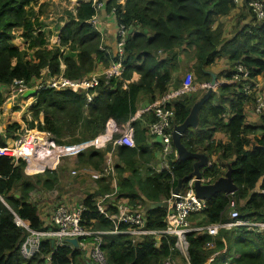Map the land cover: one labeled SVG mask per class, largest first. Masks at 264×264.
Here are the masks:
<instances>
[{
  "label": "trees",
  "instance_id": "16d2710c",
  "mask_svg": "<svg viewBox=\"0 0 264 264\" xmlns=\"http://www.w3.org/2000/svg\"><path fill=\"white\" fill-rule=\"evenodd\" d=\"M105 4L107 10L113 8L116 23L123 24L127 30L120 78L100 80L89 89L95 94L88 102L83 92L39 89L29 111L33 119L38 117L42 122L37 120L38 128L50 131L57 143L61 142L63 132L71 135L74 129L79 130L75 141L90 139L89 148L76 156L94 170L100 167L104 152L111 150L119 162L114 164L116 171L120 174L127 170L126 175L116 180L117 197L132 207H140L135 200L143 203V199L157 202L167 199L178 180L184 187L192 177L194 159L178 160L169 155L168 169L154 172L146 167L142 175L136 164L140 162L144 167L156 160L159 148L157 143L148 145L146 124L153 120L151 113H146L147 122L142 116L130 122L132 147L111 145L122 134L136 105L144 99L151 102L166 92L179 54L188 51L191 70L196 77L207 80V67L224 57L231 65L241 64L252 82L260 80L264 75V20L257 22L245 3L234 10L232 0H106ZM44 5L46 3L40 4L39 0H0V86L14 81L31 86L40 78L42 69H46L47 76L58 74L60 62L62 76L67 79H78L96 65L108 64L111 53L98 48L100 36L90 22L95 14V4L91 0L78 1L73 14L66 11V21L57 37V47L65 46V53L57 47H45L40 19ZM231 12L234 14L230 23L235 32L226 38L224 25L214 27V21ZM135 26L140 30L135 31ZM16 29L20 30L25 50L11 43L12 32ZM27 50L32 51L28 59L25 58ZM157 51L160 56L155 54ZM132 73L138 74V78L130 81ZM230 75L231 71L224 78L229 79ZM216 92L219 93L218 102H211L209 94L198 109L197 127H187L180 143L189 152L203 153L207 157L215 155L216 161H208L207 166L199 169L203 184L223 175L228 165L236 189L232 194L217 192L204 200L202 210L188 216L192 228L227 221L230 202L237 206L236 218L264 219V195L254 190L255 187L264 188V114L255 117L254 122L247 120L250 97L237 90L234 84H219L212 91ZM2 94L0 89V105ZM193 100H196L193 94H183L166 103L172 110L171 127L183 122ZM84 106L89 108V115L84 114ZM17 128L18 124H9L5 133L12 134ZM215 132H222L225 140H214ZM99 145L105 148L100 149ZM4 147L0 135V264H76L81 255L79 249L68 245L50 248L45 239L30 258L20 255L19 246L26 233L15 224L14 218L25 222L30 229L43 230L42 217L47 216V210L44 209L46 215H43L44 211L30 196L37 185L41 190L51 189L57 176L54 169L44 164L50 157L49 150L32 151L33 161L43 164L41 175L35 176L33 182L22 173L28 161L23 158L12 161L3 153ZM97 181L101 187L81 199L85 209L80 224L90 230H107L112 226L111 221L97 212L94 200L110 191L109 182L104 178ZM113 209L110 208L112 213ZM165 214L164 207L148 209L144 212V227L163 229ZM119 227L124 225L119 224ZM184 240L186 257L179 255L173 246L174 238L168 235L160 236L157 241L144 236L132 244L126 234H102L100 249L108 264H163L164 260L176 257L177 264H204L210 255L212 259L208 264H264V234H252L243 227L219 228L213 237L203 229L189 230ZM206 242H211L212 247L206 248Z\"/></svg>",
  "mask_w": 264,
  "mask_h": 264
},
{
  "label": "built area",
  "instance_id": "2783aa9c",
  "mask_svg": "<svg viewBox=\"0 0 264 264\" xmlns=\"http://www.w3.org/2000/svg\"><path fill=\"white\" fill-rule=\"evenodd\" d=\"M95 4V14L98 9L104 4L106 0H91ZM234 10H237L243 3L247 6L250 13L253 15L257 22L264 20V0H232ZM113 14V8L109 9ZM95 14L91 17L90 22L96 30V17ZM114 15V14H113ZM127 33L126 27L123 24L116 23V39L114 43V50L110 54L108 66L105 70L106 76L120 78L122 72L121 59L124 55L123 42ZM107 53L106 47L102 44L98 47ZM156 53H159L157 51ZM185 79V78H183ZM237 90H240L245 96L250 97L251 107L248 111L254 117L264 114V79L251 81L248 77L247 70L241 65L236 64L234 69L231 70L230 80ZM18 86V94L26 88L46 89L51 88L54 90L67 89L72 92H83L85 100L90 101L91 97L95 94L93 89L98 84V79L95 74H90L87 77H80L78 79H67L62 76L60 71L56 75L48 76L43 82L34 81V84L27 86L21 81H14ZM182 82V81H181ZM189 83L188 89L193 87ZM185 81L181 88L167 91L161 95L159 102L154 103L149 107L135 110L133 116L129 117L127 124L125 125L122 134L112 142V146L121 145L132 147L133 146V129L130 122L136 119L141 113H151L153 120L146 124V133L148 142L153 144L157 143L159 148L156 152V161L158 160V169H168V156L176 158V150L171 142V118L172 110L167 107L166 103H169V99H172L178 92L182 93L188 91ZM125 87V84H122ZM158 98V99H159ZM156 101V100H155ZM154 101V102H155ZM5 147L3 153H5L12 161L17 158H23L28 161L26 167L31 165H40L41 170L43 164L33 161L32 151L49 150L52 152L54 147V139L52 133L46 129H38L31 137H28L27 131L25 133L17 134L12 133L11 136L5 138ZM51 157V154H50ZM50 157L44 161L45 166L49 167L51 163ZM86 173H92L97 178H104L109 183L110 191L104 192L95 197L94 206L97 212L111 221L112 226L107 230H90L83 227L81 222V214L84 211L82 202H63L54 204L46 208L47 222H44L43 230L30 229L28 225L15 217L14 222L17 226H20L25 231L26 235L19 246V253L23 258H30L38 252L39 243L41 240H48L52 238L54 245H68L73 248L70 243L64 241L65 238H76L78 247L80 242H84L90 238V242L85 244L86 248L81 251L85 254L86 260H89L96 264H108L105 258L104 252L100 249V235L102 234H126L130 238V242L133 244L140 241L144 236H150L154 241L162 235L172 236L174 238L173 246L176 250L182 253L186 257V242L184 240V234L189 230H204L209 236L213 237L217 234L219 228L226 230H232L240 227H256L264 231V219L262 221H253L247 219L236 218L233 211H230L231 220L223 223H212L205 227L192 228L188 222V216L191 213H196L202 210L204 206V200L195 196L192 187L193 179L185 184L184 187L178 189L176 193L173 189L170 191L167 204L165 207V226L161 230H151L144 227V213L141 210L133 208L126 200L121 197H117L118 186L116 183V173L114 164L111 158V153L107 152L104 157L103 166L101 170L94 171L91 169H84ZM202 183V178H201ZM257 193L264 195V188L255 187ZM173 198L171 204L168 200ZM233 205V202L229 203V207ZM110 208H114L113 213ZM264 212V207H263ZM44 215H46L44 213ZM119 224H123L124 227H119ZM53 245V246H54ZM206 248H211V242H206ZM80 248V247H79ZM84 248V247H83ZM212 259L210 255L204 264ZM169 259L164 260L163 264H170ZM171 261V260H169Z\"/></svg>",
  "mask_w": 264,
  "mask_h": 264
},
{
  "label": "rangeland",
  "instance_id": "374dc122",
  "mask_svg": "<svg viewBox=\"0 0 264 264\" xmlns=\"http://www.w3.org/2000/svg\"><path fill=\"white\" fill-rule=\"evenodd\" d=\"M60 1L62 2L63 0H60ZM69 1L65 0V3H61L60 5H58L57 9H56V6L51 5L49 3H48V5L47 4L44 5V7L42 8V12H41L42 15L40 16V18L44 19V22L46 25L48 22H50L51 20H53L57 16L58 17L61 16V17L66 18L68 12H66L63 9L64 6H67L68 8H70V6H73V3H74L73 1H75V0H69ZM77 1H80V0H77ZM56 3H58V2H56ZM233 14L234 13L231 12L228 17L215 19V21H214V27L216 25H220L221 23L224 25V29H225L224 36L226 38L231 37L235 32L234 25L232 23H230ZM41 24L43 25L42 26V32H43V34L45 36V40H46V45H45L46 49H54L55 47L58 46L57 40H56L57 29L55 27L54 28L51 27L52 29L46 28L44 26V23L42 22V20H41ZM47 30H51V31L48 32ZM134 30L139 31L140 28L135 26ZM12 34H13V38L11 40V43L12 44H19V46H21L19 50L24 49L25 43H24L23 39L18 37L19 34L16 31L12 32ZM57 48L59 51H61L63 53L67 52V48L65 46H61V47H57ZM155 54L159 55V53H155ZM31 56H32V51L27 50L25 58L28 59ZM178 57L180 59L178 58V61L176 64L177 68L171 72V77H170V81H169L167 88L169 87L172 89H178L180 86H182L184 84V81H185V84H187L186 85L187 89H188L189 83H191L190 85L192 87L193 86L194 87L192 89H190V90L188 89V91H185L182 93L178 92L174 95V97L180 98L183 94H186V95L193 94L194 98L198 99L203 94H205L208 87H211L212 90L216 89L220 83L225 82L224 80H227V83L233 84V83H231V81H229L230 78L225 79L224 75H226L227 72L233 70L235 64L231 65L224 57L216 59L210 66L207 67L209 72L216 74L214 76V80H213L214 84L213 85H211L209 83L211 81L210 75H209V78L207 80L196 77V75H194L193 71L191 70V64L189 63V58H191L189 51L187 54L186 53H184V54L180 53ZM60 64H61V62H60ZM107 66H108V64H98L95 66V68L92 71L85 73L81 77H87L90 74L91 75L95 74L97 79H98V82L102 79H107L108 76H106V73H105ZM176 70L180 71L179 75H176V72H177ZM133 74L134 73H132L131 78H133V80H134ZM47 78H48V76L46 74V69H43V70H41L40 78H38L37 81H40V83H41ZM183 78H185V79H183ZM261 79H264V75L262 76ZM130 80H132V79H130ZM176 80H177V82H176ZM180 81H182V82H180ZM0 89L3 91V94H2L3 101L0 105V135L2 136L4 143H5V138L12 135L10 133L6 134L5 128L7 125L12 124V123L18 124V128L14 131V132H17V134H21L23 132L25 133V131H27L28 137H31L35 132H38L39 128L36 124H37V120H39V118L37 117V119H33L31 112L29 111L30 105L33 104V102L35 100L34 97H27L25 99H22L17 92L19 89V86L15 82L12 84L0 86ZM217 92L216 93L210 92V94H211L210 101L213 103H216L219 100V93H217ZM159 100L160 99L157 98L155 102L153 100L150 103H151V105H153L154 103L159 102ZM194 101L195 100H193L190 103V107L192 106ZM140 107L141 106H137V108H139V109H140ZM250 107H248V109ZM83 112L85 115H89V108L87 106H84ZM146 115H147L146 113H141L140 115H138L137 118H140L142 116L143 119L144 120L146 119V122H147ZM40 116L41 115H39V117ZM246 117H249L247 120H249L251 122H254V120H255V117L250 114V111L246 112ZM39 123L42 124V122L40 120H39ZM14 132H12V133H14ZM65 132H63L61 134V137H60L61 142L57 143L54 140L55 144H54V147L52 149V152H50L51 163H49L48 166L51 167L52 169H54V171L56 172L57 179L55 181V184L49 190H45V189L41 190V188H39V185H37V189H34L32 191V195L30 196L31 201H33L34 203H37L38 207L40 209H42V211H44L45 208H48L49 206H52V205L58 204V203H63V202L64 203L65 202L66 203L67 202L78 203L81 201L82 197L86 193H93L96 189L101 187L100 183L97 181V179H98L97 177H95L92 173H86L83 171L84 169H91V170H94V169H92L89 166V164H87L84 160L83 161L78 160V158L76 156L78 152H80V151L84 152L85 149L89 148L88 146H90L89 145L90 139L84 138V139L75 141L74 138L78 137V134H79L78 129H74V131L72 132L71 135L69 133H67V132L65 133ZM52 136L54 139L55 138L54 135H52ZM98 148L103 149V148H105V146L99 145ZM107 152L111 153V158H112L113 164L119 163L117 161V159L112 155L111 150L104 152V157H105V154ZM211 156H212L211 159L216 161L215 155H211ZM211 159H208V161L210 162ZM103 161H104V158L102 156V162ZM102 162L100 164V167L98 169H95L94 171L101 170V168L103 166ZM217 163H219V162L217 161ZM136 166L139 168L140 173L142 175L145 174V168L146 167L152 169L155 172V171H157L156 168L158 169V160L157 161L152 160L149 163H147V165L144 167L140 164V162H138L136 164ZM41 172H42V170H41L40 165L34 164V165L29 166V167L24 166L22 168L23 176L29 178L33 182L36 181L35 176H38V175L40 176ZM224 172H225V170H224ZM115 173H116V178H117L116 180L119 181L120 177L127 174V170H125V172L119 174L115 169ZM192 178H193V176H192ZM135 202L138 204L140 203V207H136L137 205H134L133 208L135 207V209L142 210V208L144 207V203H141L138 200L137 201L135 200ZM230 211H233V213L235 215H237V206L235 204H233L231 207L228 208L227 214H226L228 217L227 221L231 220V218H232L230 215ZM191 221L188 220L189 225H191ZM227 221H225V222H227ZM243 228L250 231L252 234L253 233L254 234H264L263 230L258 229L256 227H252V228L243 227ZM89 242H90V238L86 239L84 242H80V246H79L80 248L78 247V249L81 252V255H80V257H78L76 259V264H84V260L86 259V256L81 251V248L85 249L88 246V245L86 246L85 244H87ZM179 255H181L183 257L181 252H179ZM176 258H172V259L170 258L169 260H171V261L168 260V262L170 264H177L178 258L177 259Z\"/></svg>",
  "mask_w": 264,
  "mask_h": 264
},
{
  "label": "water",
  "instance_id": "95a60500",
  "mask_svg": "<svg viewBox=\"0 0 264 264\" xmlns=\"http://www.w3.org/2000/svg\"><path fill=\"white\" fill-rule=\"evenodd\" d=\"M208 74L211 77V81L209 82L211 85L214 84V73H211L208 71ZM222 84V83H221ZM214 90V89H213ZM211 87H208L205 94H203L200 98L196 99L192 106L189 108L188 114L184 118L183 122L178 125H174L171 130V142L173 147L176 150V159L182 160L186 158H192L194 159V162L192 163V172L190 174V177L193 176L192 181V187L194 190V194L196 197L207 200L209 199L213 194L217 192H222L224 194H232L236 186L232 183L230 179V168L228 165H226V170L223 173V175L216 178L213 182L209 184H203L201 183V175H200V168H203L207 166V156L203 153H192L187 151L183 145L180 143V137L183 134L184 130L187 127H190L192 129L197 127V112L200 107V105L209 97L210 92L213 91ZM38 92L37 88H26L20 93V97L22 99H25L27 97H34ZM181 186V180H178L176 186L173 188V192L176 193L178 189ZM173 201V198L168 200V203L171 204ZM144 207L142 208V212L147 211L148 209L154 208V207H166L167 200L163 201H148L143 199ZM49 242L50 248L54 245V240L52 238H49L47 240ZM65 242L70 243L73 248H78L77 240L76 238H65ZM85 264H96L89 260H86Z\"/></svg>",
  "mask_w": 264,
  "mask_h": 264
},
{
  "label": "crops",
  "instance_id": "0c3cea01",
  "mask_svg": "<svg viewBox=\"0 0 264 264\" xmlns=\"http://www.w3.org/2000/svg\"><path fill=\"white\" fill-rule=\"evenodd\" d=\"M69 1V0H68ZM58 2V3H56ZM70 2V1H69ZM73 6H70V8H68L67 6H64V10L65 11H69L71 12L72 14L74 13V10H75V6L76 4L78 3L77 0L73 1ZM39 3H46L48 5L51 4V5H54L56 6V9H57V6L60 5L61 3H65V0H63L62 2L60 0H39ZM55 9V10H56ZM95 17H96V31L99 33V36H100V41H101V44L104 45L106 47V50H107V53L109 54L113 52L114 50V43H115V39H116V20L114 18V15L110 12V10L106 8V4L104 2V4L98 9V12L95 14ZM228 17V16H227ZM41 19V18H40ZM42 22L44 23V26L46 28H49V29H52L51 27H55L57 29V34H56V40H57V37H58V32H59V29L63 26V24L65 23L66 21V18L65 17H55L53 20H51L50 22L47 23V25L45 24L44 22V19H41ZM16 31L18 34H20V30H14ZM13 31V32H14ZM48 32H50L51 30H47ZM20 37V36H18ZM21 38V37H20ZM21 44V43H20ZM14 46H16L18 49H20L21 46H19V44H13ZM22 45V44H21ZM180 59V58H179ZM189 63L191 64V60H189ZM59 68L60 70L63 69V65L60 64L59 65ZM209 71V70H208ZM179 72L177 70L176 72V75H179ZM134 80H136L138 78V74L134 73ZM216 75V74H215ZM133 80V78H130ZM130 80V81H132ZM225 82H227L226 80H224ZM181 82V81H180ZM223 82V83H225ZM195 83V82H194ZM169 84V83H168ZM221 84V83H220ZM181 87H179L180 89ZM197 89V88H196ZM195 89V90H196ZM173 89L172 88H167L166 89V92L167 91H172ZM215 90V89H214ZM165 93H163L164 95ZM159 98V97H157ZM156 98V99H157ZM176 97H173L172 99H174ZM154 99V101L156 100ZM160 99V98H159ZM172 99H169V102L172 100ZM137 106H141V108H145V107H149L150 106V102H148L147 100H141L137 105H136V110L139 109L137 108ZM213 139L214 140H220V141H224L225 140V136L223 135L222 132H215L214 135H213ZM148 145H152L151 143H149ZM199 153V152H198ZM212 156H209L207 157V162H208V159H211ZM212 161V159H211ZM45 213V212H44ZM44 213H42L44 215ZM43 221L44 222H47L48 220L44 218V216L42 217ZM184 257V256H183ZM84 264H85V260H84Z\"/></svg>",
  "mask_w": 264,
  "mask_h": 264
},
{
  "label": "clouds",
  "instance_id": "9594fccd",
  "mask_svg": "<svg viewBox=\"0 0 264 264\" xmlns=\"http://www.w3.org/2000/svg\"><path fill=\"white\" fill-rule=\"evenodd\" d=\"M62 64V63H61ZM43 70V69H42ZM59 70H60V68H59ZM63 70V69H62ZM62 70H60L61 72H62ZM78 249V248H77ZM85 262H86V259H85Z\"/></svg>",
  "mask_w": 264,
  "mask_h": 264
},
{
  "label": "flooded vegetation",
  "instance_id": "af4514ba",
  "mask_svg": "<svg viewBox=\"0 0 264 264\" xmlns=\"http://www.w3.org/2000/svg\"><path fill=\"white\" fill-rule=\"evenodd\" d=\"M144 213V212H143Z\"/></svg>",
  "mask_w": 264,
  "mask_h": 264
}]
</instances>
